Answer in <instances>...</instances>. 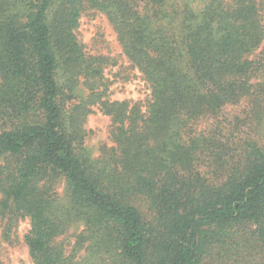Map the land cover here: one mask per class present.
Wrapping results in <instances>:
<instances>
[{
    "label": "trees",
    "instance_id": "16d2710c",
    "mask_svg": "<svg viewBox=\"0 0 264 264\" xmlns=\"http://www.w3.org/2000/svg\"><path fill=\"white\" fill-rule=\"evenodd\" d=\"M199 1L0 0L2 238L28 219L34 264H204L227 243L264 264V125L239 140L198 129L242 101L261 121L264 0ZM86 9L152 89L146 111L102 101L116 145L96 161L68 129L59 75L92 88L103 76L106 58L76 34Z\"/></svg>",
    "mask_w": 264,
    "mask_h": 264
},
{
    "label": "rangeland",
    "instance_id": "374dc122",
    "mask_svg": "<svg viewBox=\"0 0 264 264\" xmlns=\"http://www.w3.org/2000/svg\"><path fill=\"white\" fill-rule=\"evenodd\" d=\"M54 1L56 6L59 0ZM199 3L198 0L197 4ZM76 34L87 54L100 55L107 60L103 76L93 88L89 84L91 81L86 82L83 76L72 81L68 74L65 76L61 73L63 69L59 71L61 82L64 83L62 86L65 92L68 129L70 132L79 130L80 140L83 137L82 147L88 153V157L96 161L101 158L103 149L113 148L116 145L111 136L112 117L102 109V101L138 103L143 111H146L152 99V89L140 70L126 56L117 31L104 13L86 9L82 13ZM255 56L264 62V42ZM257 81H264V76L256 79ZM93 93L96 95L91 96ZM250 106L249 101L229 105L216 119L201 121L198 129L204 133L213 129L218 123L227 135L237 130L236 135L240 137L235 140L255 136L252 129L258 132L260 124L264 125V114L261 115V121L255 120L258 113L255 116ZM247 118H251L253 123L247 125L245 123ZM64 189L63 184L59 186L58 190L62 197ZM30 227V221L22 219L11 240L5 241L2 238L3 221L0 218V264H34L25 241ZM80 230H82L81 226L66 235L71 243L75 240L73 234ZM261 256L259 251L250 250L242 243L239 245L227 243L226 247L217 244L210 248L204 264H260Z\"/></svg>",
    "mask_w": 264,
    "mask_h": 264
}]
</instances>
